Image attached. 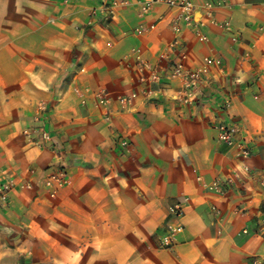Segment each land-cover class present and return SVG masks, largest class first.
I'll use <instances>...</instances> for the list:
<instances>
[{
	"label": "crops",
	"instance_id": "obj_1",
	"mask_svg": "<svg viewBox=\"0 0 264 264\" xmlns=\"http://www.w3.org/2000/svg\"><path fill=\"white\" fill-rule=\"evenodd\" d=\"M119 1L106 15L103 0H0V181L17 183L0 208V264H264V0L210 11L192 0L206 40L174 32L182 12L165 0L147 12L144 0ZM207 57L222 60L212 85L194 106L176 100L171 65L195 70ZM143 61L162 68L158 91L122 108ZM221 117L249 158L219 141ZM60 165L71 181L52 196L45 181ZM231 176L226 192L207 189ZM181 201L184 230L161 248Z\"/></svg>",
	"mask_w": 264,
	"mask_h": 264
},
{
	"label": "built area",
	"instance_id": "obj_2",
	"mask_svg": "<svg viewBox=\"0 0 264 264\" xmlns=\"http://www.w3.org/2000/svg\"><path fill=\"white\" fill-rule=\"evenodd\" d=\"M160 0H144L143 12H147L154 3ZM171 7H180L181 14L172 21V28L174 32H180L184 25L189 26L196 34L203 40L207 39L205 31H203L204 23L202 20L196 18L195 5L192 0H165ZM224 0H209L206 4L208 11L213 8L216 3H222ZM119 0H103L102 10L106 15H113ZM225 28H230V23L225 24ZM179 44L178 39L174 41V45ZM222 60L217 57L205 58V66L202 68H196L195 70L188 68L183 62L173 63L171 65V78L179 80L181 87L175 95L176 100H180L185 105L194 106L199 101V96L203 94L206 87L212 85L208 80L209 68L212 64L221 66ZM139 71L142 76L139 79L141 84L137 90L127 91L118 95L117 100L120 102L122 108H127L131 101L136 98L139 93L144 94L147 97H154L158 91L155 87L159 85L162 80V68L158 64L150 62H140L138 64ZM102 106H108L110 104L111 93L107 89H100L93 94ZM225 99V98H224ZM86 99H84L85 101ZM224 105L228 104L227 99L223 102ZM215 125L218 129L219 141L228 146L229 148H238V155L243 159L249 158L252 154L250 145L244 139L239 138V127L232 119H226L225 117L215 119ZM43 136L46 137L47 132L42 131ZM120 145L122 147L128 146L126 139L121 140ZM244 171L249 175H253V168L247 165L242 166ZM237 173V172H235ZM71 181L70 172L64 165H60L50 171L45 181L46 186L50 189L52 196L57 195L59 190L68 185ZM233 181V176L222 179L220 177L215 178L214 181L207 184V189L213 192L224 193L229 189L230 184ZM264 184V180H263ZM17 185L16 180L12 176H7L0 181V208L7 207L9 204L10 193L12 189ZM29 187L27 183L25 187ZM186 211V203L184 201L175 202L169 207L170 222L163 227L157 238L159 239V245L161 248H172L177 242V236L184 230V223L182 217ZM264 228V225H263ZM264 232V229H263ZM243 233H248V229L245 228ZM251 264H262L259 257H254Z\"/></svg>",
	"mask_w": 264,
	"mask_h": 264
}]
</instances>
